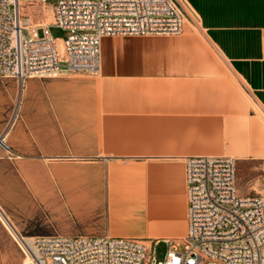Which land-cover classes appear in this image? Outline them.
<instances>
[{"label": "crops", "instance_id": "obj_1", "mask_svg": "<svg viewBox=\"0 0 264 264\" xmlns=\"http://www.w3.org/2000/svg\"><path fill=\"white\" fill-rule=\"evenodd\" d=\"M187 2L181 35L103 38L96 76L0 80V207L21 237L178 246L187 158L264 162V0ZM30 4L25 23L53 22Z\"/></svg>", "mask_w": 264, "mask_h": 264}, {"label": "built area", "instance_id": "obj_2", "mask_svg": "<svg viewBox=\"0 0 264 264\" xmlns=\"http://www.w3.org/2000/svg\"><path fill=\"white\" fill-rule=\"evenodd\" d=\"M17 1L0 0V78L19 81L63 71L96 76L103 38L177 36L185 21L198 22L187 0H55L53 22L30 26L22 23ZM52 27L68 33L63 53ZM185 165L183 251L168 242L157 261L156 246L135 239L37 236L20 244L25 264H264V195L238 192L232 157H189Z\"/></svg>", "mask_w": 264, "mask_h": 264}, {"label": "rangeland", "instance_id": "obj_3", "mask_svg": "<svg viewBox=\"0 0 264 264\" xmlns=\"http://www.w3.org/2000/svg\"><path fill=\"white\" fill-rule=\"evenodd\" d=\"M48 3L55 4V0H47ZM52 13V10H50ZM187 23V21H185ZM197 23V22H196ZM194 29V28H192ZM41 34V33H40ZM51 35L56 40L64 39L68 33L62 29L52 27ZM8 78H0V80ZM238 182L237 189L241 195H264V162H246L240 168L237 164ZM28 239V238H27ZM185 246L180 243L177 246L179 252ZM167 252V245L160 244L154 249V257L157 261L164 259ZM0 264H25L24 254L20 249V243L15 238L2 217L0 216Z\"/></svg>", "mask_w": 264, "mask_h": 264}, {"label": "bare ground", "instance_id": "obj_4", "mask_svg": "<svg viewBox=\"0 0 264 264\" xmlns=\"http://www.w3.org/2000/svg\"><path fill=\"white\" fill-rule=\"evenodd\" d=\"M31 0H18L17 4H18V9H19V13H20V17H21V21L22 23H25L24 21V16L26 15L27 12V8L29 7ZM59 49L61 51V53H63V44L62 42H59ZM0 216L2 217L4 223L6 224V226L8 227V229L10 230V232L12 233V235L17 238L18 242L21 243H26L28 245L31 244L30 239L28 238H23L19 235V233L17 232V230L14 228V226L11 224L10 220L8 219V217L6 216V214L3 212V210L0 207ZM25 263V261H24Z\"/></svg>", "mask_w": 264, "mask_h": 264}]
</instances>
